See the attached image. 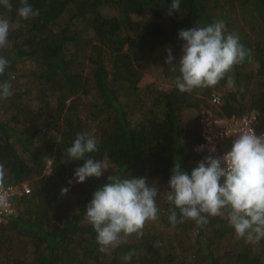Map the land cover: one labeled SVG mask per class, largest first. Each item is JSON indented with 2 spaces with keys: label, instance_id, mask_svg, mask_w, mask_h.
Masks as SVG:
<instances>
[{
  "label": "trees",
  "instance_id": "1",
  "mask_svg": "<svg viewBox=\"0 0 264 264\" xmlns=\"http://www.w3.org/2000/svg\"><path fill=\"white\" fill-rule=\"evenodd\" d=\"M10 3V11L0 5V18L10 24L0 48L9 66L0 83H10L12 92L0 98V164L3 185L27 182L30 193L14 200L13 216L0 224V264H264V238L254 244L238 238L226 213L204 225L191 219L173 225L175 206L166 199L176 162L190 175L205 156L221 155L197 151L199 111L214 93L219 113L254 111L255 127L264 129V0H180L171 16L172 0H28L39 15L27 20L18 15L20 0ZM143 14L149 17H133ZM216 21L239 35L250 56L228 73L233 85L226 77L181 93L178 32ZM164 48L177 60L166 64L167 51L154 54ZM151 63L164 66L167 88L139 86ZM91 125L97 150L86 158L102 160L107 170L76 183L74 171L85 161H68L66 149ZM109 176L145 178L160 195L157 219L146 221L143 235H122L102 253L85 211Z\"/></svg>",
  "mask_w": 264,
  "mask_h": 264
},
{
  "label": "clouds",
  "instance_id": "2",
  "mask_svg": "<svg viewBox=\"0 0 264 264\" xmlns=\"http://www.w3.org/2000/svg\"><path fill=\"white\" fill-rule=\"evenodd\" d=\"M0 5L9 11L12 8L10 0H0ZM20 5L18 15L22 19L39 15V10H34L28 0H20ZM179 11L180 0H172L167 15ZM225 27L223 21H216L203 27L195 25L179 30L178 38L184 44L178 59L180 75L176 77L175 85L181 93L214 87L226 77L230 86L234 84L228 73L250 56V50L240 43L238 34H226ZM9 31V21L0 18V48L8 44ZM166 51V64L177 60L170 48ZM8 66L9 61L0 56V75ZM10 88L7 81L0 83V98L11 96ZM240 133L230 150L222 156H205L190 175L181 169L179 162L174 164L166 191L167 201L175 206L169 210L168 217L173 225L185 219L204 225L210 217L226 213L229 226L238 238L253 244L264 238V134L258 136L254 131ZM96 150L95 138L85 133H78L66 149L68 161H85L74 171L76 183L99 178L107 170L102 160L86 158V154ZM202 150L203 146L197 149ZM209 151L214 153L215 147ZM4 176L5 169L0 164V185ZM108 181L93 193L85 211V218L96 233L95 240L102 253L116 247L122 235L136 234L138 238L143 235L146 221L157 219V197L160 194L155 184L149 186L145 178L109 176ZM72 182L70 180L69 184ZM68 191V188H62L61 194ZM5 202V197L0 195V205ZM133 255L129 252L124 259L130 261Z\"/></svg>",
  "mask_w": 264,
  "mask_h": 264
},
{
  "label": "built area",
  "instance_id": "3",
  "mask_svg": "<svg viewBox=\"0 0 264 264\" xmlns=\"http://www.w3.org/2000/svg\"><path fill=\"white\" fill-rule=\"evenodd\" d=\"M221 103V97L213 94L209 99V105L199 111V124L201 138L199 147L209 151L215 147V150L221 149V155L230 150L234 139L239 136L240 132H252L256 135L264 134V129L257 130L254 125L256 115L254 111L242 116L230 115L218 112ZM210 152V151H209ZM30 193V188L23 184L0 185V195L5 197V204L0 205V224L6 223L13 216L15 208L14 200L20 196Z\"/></svg>",
  "mask_w": 264,
  "mask_h": 264
},
{
  "label": "rangeland",
  "instance_id": "4",
  "mask_svg": "<svg viewBox=\"0 0 264 264\" xmlns=\"http://www.w3.org/2000/svg\"><path fill=\"white\" fill-rule=\"evenodd\" d=\"M107 13H112V10L107 9L105 10ZM238 17H242V15L237 11L236 14ZM134 19L136 20H142V19H147L149 17L148 14H143V15H133ZM166 49L164 48L162 50H157L155 51L154 54H166ZM163 71H164V66H160L159 64L151 63L149 67H146L143 73V78L140 81L139 86L143 89L146 85L148 84H154L155 86H158L162 89L167 88L169 86V83L165 81L164 76H163ZM189 115H193L192 113H189ZM90 131V135H92L93 132V127L91 125L90 129H87ZM47 172H50L49 169H47ZM27 187L30 188L28 183H25ZM160 195V194H159ZM164 195V194H162Z\"/></svg>",
  "mask_w": 264,
  "mask_h": 264
}]
</instances>
